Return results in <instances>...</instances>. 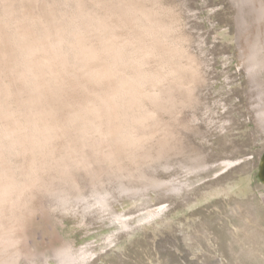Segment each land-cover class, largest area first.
<instances>
[{
	"label": "clouds",
	"instance_id": "obj_1",
	"mask_svg": "<svg viewBox=\"0 0 264 264\" xmlns=\"http://www.w3.org/2000/svg\"><path fill=\"white\" fill-rule=\"evenodd\" d=\"M188 45L165 0H0V264H91L71 239L27 247V223L38 200L74 213L82 176L117 196L153 186L196 103ZM241 67L264 89L260 36Z\"/></svg>",
	"mask_w": 264,
	"mask_h": 264
},
{
	"label": "rangeland",
	"instance_id": "obj_2",
	"mask_svg": "<svg viewBox=\"0 0 264 264\" xmlns=\"http://www.w3.org/2000/svg\"><path fill=\"white\" fill-rule=\"evenodd\" d=\"M165 3L179 14L200 73L196 103L181 116L188 126L180 130V153L154 169L150 189H121L117 196L115 185L94 188L82 176L85 199L74 213L52 212L49 201L38 200L25 230L27 247L50 251L71 239L95 253L91 264H264V132L257 121H242L247 109L254 118L264 106V89L253 84L240 62L254 37L264 39V0ZM221 68L232 84L226 100L211 94L212 84L225 76L217 72ZM220 100L228 108L224 115L216 108ZM227 119L231 127L215 129L218 120ZM225 162L232 166L216 179L184 186L186 169L210 171ZM141 214L152 216L137 220ZM116 215L125 218L128 229L113 221Z\"/></svg>",
	"mask_w": 264,
	"mask_h": 264
},
{
	"label": "bare ground",
	"instance_id": "obj_3",
	"mask_svg": "<svg viewBox=\"0 0 264 264\" xmlns=\"http://www.w3.org/2000/svg\"><path fill=\"white\" fill-rule=\"evenodd\" d=\"M202 9V8H201ZM198 11V10H197ZM213 13V12H211ZM198 14V13H197ZM207 15V14H206ZM193 16V15H192ZM201 16V15H200ZM208 17V16H207ZM207 20V19H206ZM203 22V21H202ZM207 23V22H206ZM204 24V23H203ZM210 25V23H209ZM222 36L223 38H225L227 35H220ZM202 40V39H201ZM215 44V43H214ZM198 45V44H196ZM204 52V51H203ZM200 53V52H199ZM203 54V53H202ZM204 56V54H203ZM211 58V57H210ZM209 58V59H210ZM211 60V59H210ZM228 60V59H227ZM241 62V61H240ZM240 62H237V64L235 65L236 66V69H238L240 67ZM223 64L224 65H227L226 64V58L223 60ZM223 64H218V67L219 66H223ZM230 64V63H228ZM217 65V64H216ZM235 69V68H234ZM241 69V68H240ZM217 72H220V75H225L227 74L223 72V69H219ZM239 72V71H238ZM237 72V73H238ZM213 73V72H212ZM235 73V72H234ZM220 75L218 76V78L220 77ZM230 80V78L228 76H224V78L220 79L219 82L217 83H214L212 84L213 85H216V84H219V86L214 89V87L211 86V94L213 96H218V97H222L223 99H227L228 98V95H230V91H227V87L232 85V84H227V82ZM248 87V86H247ZM246 87V88H247ZM220 103L216 104V108L217 110H220V111H223V115L226 114L225 112H227L228 108H226L225 106V102L223 103L222 100L218 101ZM231 108H233V106H231ZM219 111V113H220ZM221 114V113H220ZM245 114L246 116L242 119V121L244 122V124H253L257 121V125L255 124V126L259 127V128H262L264 132V106H261L260 109H259V112L257 111V113H255V117L252 118L251 117V114H250V110L247 109V111H245ZM213 116H217V117H221L219 116L218 112H215ZM248 117V118H247ZM255 120V121H254ZM209 124H212L210 120H208ZM230 121L229 119L227 120H224L221 124H219V120H218V124L216 126V130L218 131H226L227 127L230 126ZM208 125V124H207ZM216 125V124H215ZM262 138H259L258 140H260ZM198 159V158H197ZM232 166V164L230 162H225V163H220L218 166H216L213 170H210V171H206L205 168H203L202 166L201 167H197L195 169V175H191L190 173L192 172V170L194 169H186L185 170V174H184V178H183V181H185L184 183V186L186 187V189H190V186L194 185V184H197V183H200V182H203L205 180L207 181H210V180H214L216 179L217 176H220V174H223L224 173V170L227 169L228 167ZM264 166V161L262 163V168ZM213 172V173H212ZM236 186H240L239 184H237ZM245 188L247 185H244ZM243 188V189H245ZM241 190V188H239ZM99 194V193H98ZM135 196V195H134ZM87 199V198H86ZM107 207V206H106ZM109 209V208H108ZM107 211V209L105 210ZM108 212V211H107ZM151 214L147 215V214H141V215H138L137 216V220H143L144 218H147V219H150L151 218ZM113 221H115L120 227H122L123 229H128L129 228V223L125 220V218H123L122 215H116V216H113L112 217ZM129 221L132 220V218H127ZM26 230V229H25ZM26 239V238H25ZM27 240V239H26Z\"/></svg>",
	"mask_w": 264,
	"mask_h": 264
},
{
	"label": "water",
	"instance_id": "obj_4",
	"mask_svg": "<svg viewBox=\"0 0 264 264\" xmlns=\"http://www.w3.org/2000/svg\"><path fill=\"white\" fill-rule=\"evenodd\" d=\"M260 178H261L262 182L264 183V166H263V168L261 169Z\"/></svg>",
	"mask_w": 264,
	"mask_h": 264
}]
</instances>
